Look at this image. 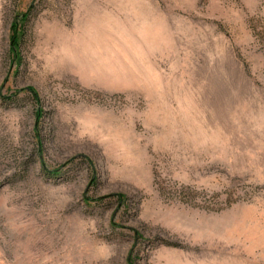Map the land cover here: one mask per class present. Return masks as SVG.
I'll use <instances>...</instances> for the list:
<instances>
[{
    "label": "rangeland",
    "instance_id": "obj_1",
    "mask_svg": "<svg viewBox=\"0 0 264 264\" xmlns=\"http://www.w3.org/2000/svg\"><path fill=\"white\" fill-rule=\"evenodd\" d=\"M0 264H264V0H0Z\"/></svg>",
    "mask_w": 264,
    "mask_h": 264
}]
</instances>
